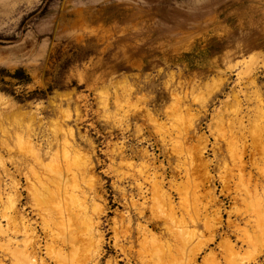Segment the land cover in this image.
Wrapping results in <instances>:
<instances>
[{
	"label": "rangeland",
	"instance_id": "1",
	"mask_svg": "<svg viewBox=\"0 0 264 264\" xmlns=\"http://www.w3.org/2000/svg\"><path fill=\"white\" fill-rule=\"evenodd\" d=\"M6 103L18 107L21 113L7 114L4 110ZM183 106L189 112L184 111ZM176 107L182 108V112L177 114L174 111ZM0 120V137H6L4 130L14 132L25 127L24 132L31 126L39 135V140L49 139L53 148L58 149L57 152H60L65 131L72 130V138L75 137L77 142L74 143L75 147L91 159L89 161L82 153V158L90 162L91 172L89 176H78L76 182L80 186L76 183L75 186L83 189L88 187L85 189L87 205L92 213L100 205L97 201L102 204L98 206L102 213L97 220V228L103 239L100 264L126 262V256L114 247V226L118 228L120 239L125 234V240L122 241L126 248H130L127 249L133 256L144 253L140 250L144 243L140 234L137 235L140 236L139 239L131 245L126 240L128 230L136 232L138 225H148L152 229L151 222L159 221L160 225L165 222V228L159 225V229L157 227L152 230L160 235L162 243H174L173 237L168 234L172 224L166 217L163 218L167 214V207L162 204L163 208L157 206L158 209H155L156 202L152 198L150 183L153 180L161 181L163 178V188L171 192L177 213L187 210L184 204L186 200H182V196H186L192 203L191 212L188 209L190 213L195 211L200 217L212 210L208 205L207 210L202 209L207 204V199L203 196L206 186L202 183L203 169L199 159L191 161L204 143L206 147L203 158L208 160L210 176L215 177H212L210 187L215 188V194L224 205L222 222L226 223V211L235 208L230 218L240 221V227L248 231L245 234L246 242L241 249H236L242 259L243 256L246 259L241 260L238 255V260L243 262L240 264H264V233H260L259 241L257 232H254L259 223L255 219L259 220V217L256 218L258 215L256 216L255 211H252L253 214L249 211L253 208L257 210V198L255 200L248 196L250 192L254 196L256 182V190L260 194L258 198L264 199V192H261V187L264 191V0H0ZM152 120L154 121L151 122ZM183 120L190 123L187 124L188 127ZM27 124L30 125L26 126ZM232 140L241 145L245 170L239 169V163H233L231 155H228L230 144L225 143ZM12 141L16 142V139L9 141L10 147L14 146L17 151L12 148L13 154L28 157L20 152V144L16 142L18 146L14 145L15 142ZM180 143L184 146H180ZM177 144L182 149H178ZM0 153L7 159L8 155L1 150ZM118 153L120 157L117 156ZM46 156L45 163L49 161L48 155ZM121 160L124 162H119ZM128 161L131 163L128 164ZM189 161L194 170L185 168ZM230 162L235 168L231 167ZM29 163L30 166L31 162ZM12 165L8 162L7 168L19 183L21 197L18 207L22 206L20 209L36 226L40 243L44 246V234L39 231L41 217L38 216V208L41 209V206L32 210L29 195L39 185L31 170L33 167L38 171L42 169L37 165L29 168L26 163L23 164L24 169L21 167L22 171ZM224 167H231V173L227 172V175L228 170H223ZM189 170L196 174H192L196 183L188 182L190 179L186 172ZM25 173L26 176L31 174L28 176L29 183L25 180ZM220 173L221 176H218ZM153 175L156 179H152ZM90 176L92 179L89 180ZM31 181L34 182V188L31 187ZM82 181H90L92 184L87 185L86 182L83 185ZM138 182L143 184L145 192L148 190L144 193V198L139 195L136 186ZM173 185L181 194L178 195L172 188ZM194 188L201 193L199 203L192 202V197H189ZM224 188L227 192L229 189L228 196L223 195L226 193ZM130 197L137 204L134 202L132 205ZM252 202L251 208L250 205L247 207ZM130 205L133 207L130 208ZM92 206L95 210L91 209ZM159 208L161 212H158ZM137 209L144 211L140 217ZM126 223H130V228L126 227ZM221 230L224 231L225 228ZM232 239L236 241L234 236ZM217 240L220 238L209 247L216 253L220 252L219 257H222ZM248 244H254L252 247L257 248L254 249L256 252ZM205 251L208 252L209 249ZM44 252L45 249L42 248L40 255L48 261L49 257ZM206 252L199 254L198 264H204L201 259ZM254 253H257L256 257ZM142 256L138 257L144 258L146 255ZM147 256L144 259H152L150 264H173V260L166 259L162 262ZM220 261L224 264L223 258ZM49 262L54 264L51 260ZM5 263L10 264L7 260Z\"/></svg>",
	"mask_w": 264,
	"mask_h": 264
},
{
	"label": "bare ground",
	"instance_id": "2",
	"mask_svg": "<svg viewBox=\"0 0 264 264\" xmlns=\"http://www.w3.org/2000/svg\"><path fill=\"white\" fill-rule=\"evenodd\" d=\"M252 54V53H251ZM243 57V56H242ZM247 57V56H246ZM245 58V57H244ZM252 58V57H250ZM254 59V58H253ZM254 64V63H253ZM246 65V64H245ZM253 68V67H252ZM247 70V69H246ZM171 75V74H170ZM218 80V79H217ZM181 81V80H180ZM166 82V81H164ZM180 84V83H179ZM130 85V84H129ZM127 85V86H129ZM180 88L182 86H179ZM128 88V87H127ZM132 89V87H131ZM176 90V89H175ZM125 91V90H124ZM172 91V90H171ZM180 92V91H179ZM181 93V92H180ZM174 94V93H173ZM176 94V91H175ZM174 94V95H175ZM184 94V93H183ZM188 94V93H187ZM128 95V94H127ZM126 95V97H127ZM178 95V94H177ZM176 95L177 99L176 101H178V96ZM173 95H171L172 97ZM146 97V96H145ZM144 98V96H143ZM142 98V99H143ZM175 98V97H174ZM173 98V99H174ZM183 99V98H182ZM202 99V98H201ZM122 100V99H121ZM128 100V99H127ZM125 101V99H124ZM130 101V100H129ZM7 102V101H6ZM186 102V101H185ZM194 102V101H193ZM127 103V102H126ZM184 103V102H183ZM173 104V103H172ZM203 104V103H202ZM59 105V104H58ZM174 105V104H173ZM183 105V104H182ZM181 105V107H182ZM176 106H178V104H176ZM186 106V105H184ZM183 106V107H184ZM122 107V106H121ZM143 107V106H142ZM172 107V106H171ZM201 107V106H200ZM188 108V107H187ZM203 108V107H202ZM62 109V108H61ZM136 109V108H135ZM140 109V108H139ZM184 111L188 109H186L185 107L183 108ZM191 109V108H190ZM204 109V108H203ZM4 110H6L5 112L8 114V112H16L17 115L18 113H21V109H18V107H15L13 105H10L8 103H6L4 105ZM147 110V109H146ZM176 110V113H181L182 112V108L180 109V107H176L174 109V111ZM64 111V110H63ZM136 111V110H135ZM149 111V110H148ZM168 111H171L170 109ZM4 112V111H3ZM61 112V111H60ZM59 112V113H60ZM138 112V111H137ZM189 112V110H188ZM199 112V111H198ZM261 112V111H260ZM66 113V112H65ZM64 113V114H65ZM124 113V111H123ZM129 113V112H128ZM15 114V113H14ZM62 114V113H61ZM68 114V113H67ZM125 114V113H124ZM148 114V113H147ZM152 114V113H151ZM166 114V113H165ZM176 114V116H177ZM10 115V114H9ZM27 115V114H26ZM174 115V114H173ZM180 115V114H179ZM178 115V116H179ZM152 116V115H151ZM262 116V115H261ZM3 117V116H2ZM126 117V116H125ZM182 117V114L180 116V118ZM67 118V117H66ZM70 118V117H69ZM122 118V117H121ZM153 118V117H152ZM2 119V118H1ZM4 119V118H3ZM148 119V118H147ZM150 119V118H149ZM148 119V120H149ZM157 119V118H156ZM182 119V118H181ZM221 119V118H220ZM16 120V119H15ZM56 120V119H55ZM147 120V121H148ZM186 120V119H185ZM1 121V120H0ZM154 120H152L151 122H153ZM184 121V120H183ZM182 121V122H183ZM31 122V121H30ZM150 122V121H149ZM157 123V120L155 121ZM2 123V122H1ZM4 123V120H3ZM56 123V122H55ZM54 123V124H55ZM63 123V122H62ZM185 126L188 127L187 124H190L189 122H185ZM184 123H182L184 125ZM220 123V122H219ZM16 123H14L15 125ZM32 124V123H31ZM5 125V124H4ZM13 125V124H11ZM10 125V127H11ZM30 125V124H29ZM28 124L26 126H29ZM44 125V124H43ZM120 125V124H119ZM127 125V124H126ZM156 125V124H155ZM216 125V124H215ZM220 125V124H219ZM16 126V125H15ZM23 126V125H21ZM25 126V124H24ZM23 126V127H24ZM36 126V125H35ZM67 126V125H66ZM39 127V126H38ZM37 127V128H38ZM62 127V126H61ZM229 127V126H228ZM2 128V127H1ZM7 128V127H5ZM17 128V127H15ZM20 128V126H19ZM18 128V129H19ZM25 128V127H24ZM24 128H20V130L11 132L10 130H4V133L6 135V137L2 138L0 137V150L8 155L7 159L4 158L3 155H1L0 153V264H6L5 261H9L10 264H50L49 260H51L52 262H54V264H100V259L99 256L102 255V250H101V246H102V238H101V234L98 230V224H97V220L99 219V216L102 212H100V207L98 206H102V204L100 202L97 201L98 205L96 210L95 208H93L92 206V210H95V213H92L89 209V206L87 205V191L83 188H78L77 186H75V183L78 184L76 182L77 177L80 175H88L91 172V167H90V162H88L86 159L82 158L83 155L82 153L79 151V148L75 147V137L74 139L72 138V130L71 129H67L65 131V133L63 134L62 137V145L60 146V152H57L56 150L58 149H54L53 148V144H51V141L45 140V139H40L39 140V135H37V133L35 132V129L33 127H28L27 129L24 130ZM58 128V127H57ZM60 129V128H58ZM64 129V128H63ZM140 129V128H139ZM193 129V128H192ZM2 130V129H1ZM13 130L14 129L13 127ZM54 130V129H53ZM65 130V129H64ZM134 130V129H133ZM160 130V129H159ZM180 130V129H179ZM231 130V129H230ZM3 131V130H2ZM49 131V130H48ZM56 131V130H55ZM63 131V130H62ZM158 131V130H157ZM11 132V133H10ZM181 132V131H179ZM229 132V131H228ZM139 133V132H138ZM39 134V133H38ZM74 134V133H73ZM38 136V139L36 141L35 136ZM62 136V135H61ZM169 136V135H168ZM219 138V137H218ZM10 139H16V142H18L20 144L19 147L22 148V150H20V152H22L23 154H25V156L27 155L28 157H24L23 155L17 156L15 154H13L12 148L14 149V146L10 147L9 145V141ZM56 139V138H55ZM185 139V138H184ZM233 139V138H232ZM261 139V138H260ZM51 140V139H50ZM54 140V139H53ZM75 140V141H74ZM231 140V139H230ZM229 140V141H230ZM264 140V139H263ZM57 141V140H56ZM225 141V140H224ZM13 142V141H12ZM11 142V143H12ZM15 142V141H14ZM13 142V143H14ZM15 142L14 145H17ZM61 142V141H60ZM202 142L204 143V139L202 140ZM228 142V141H226ZM259 142V141H258ZM77 143V142H76ZM264 143V142H263ZM179 144V143H178ZM177 144V145H178ZM225 144H230L229 145V154L231 155V159L233 161V163L238 162L239 164V169L242 168V170L244 169L245 163L244 161H242V157H243V151L241 149V145H238V142L236 143L232 140L230 143H225ZM13 145V144H12ZM56 145V144H54ZM59 145V144H58ZM79 145V144H78ZM182 145V143H180V146ZM263 145V144H262ZM18 146V145H17ZM117 146V145H116ZM121 146V145H119ZM184 146V145H182ZM201 146V145H200ZM244 145L242 144V148ZM58 147V146H56ZM79 147V146H78ZM177 147V146H176ZM205 143L202 145V147H200L197 150V154L196 157L192 156L191 161L194 162V160L199 159L202 168L203 169V179L204 181H202V183H204L206 186L204 188V193L203 196H205V198L207 199V204L205 203L206 206H203L202 209L207 210V205L212 208V210H208L207 211V215L210 214V216H207L202 214V216H198L197 213L195 211L191 212L190 206L192 205L191 201H188L186 199V196H182L181 199L182 200H186L188 201L190 204L188 205V203L186 201H184L185 206H187V210L184 213H177V207L173 202V196L171 194V192L169 191H165L163 188V184H162V179L160 181L158 180H153V182L151 181L150 183L152 184V191L153 192V197L155 198L153 199V201L155 200L156 202V206L155 209H158L157 206H159L160 208L163 206L167 207V214L164 217H166L167 220H169V222H171L170 224L171 227L168 229V234H171V236L173 237L174 243H162L160 240V235L158 236L155 232H153V228H157L160 223L159 221H155V222H151V225L153 226L152 229H150L148 227V225H138V227H136V232H134L135 230L131 231L130 229L127 232V237L126 240L127 242H129L128 244L131 245V243H133L136 239L138 240L140 236H142V241L143 243V247L141 246L140 250L144 251V255H146L145 257H148L147 255L151 256L152 258L155 257L157 260H162V262L166 261V259L169 260H173L172 263L173 264H198L197 263V257L199 256V254L201 252H206L205 249H209L208 252H206L204 254V256L202 257V263L204 264H221L220 259L223 258V262L224 264H240L241 260L246 259L243 256L242 259V255H239L238 247L241 249L243 243L246 242L245 239V234H247V229L246 228H241L239 225V222H236L235 219H231V215H232V211L233 210H228L226 211V213H228V217L226 219V223L223 224L222 222V213L224 211V205L222 203V201L218 198V196L215 194V188L214 187H210L211 183H212V177L210 176V172H209V164H208V160L206 161L203 157L204 154V148H205ZM227 147V146H226ZM261 147V146H260ZM24 148V150H23ZM55 150L54 152L52 151L53 149ZM81 148V147H80ZM94 148V147H93ZM126 148V146H125ZM124 148V149H125ZM182 149L181 147H179L178 145V149ZM189 148V147H188ZM19 149V148H18ZM52 149V150H51ZM116 149V148H114ZM123 149V147L121 148ZM121 149H119L121 151ZM15 150V149H14ZM119 150L117 152H119ZM142 150V149H141ZM171 150V149H170ZM177 150V149H176ZM192 150V149H191ZM16 151V150H15ZM26 153H24V152ZM115 151V150H114ZM144 151V150H143ZM183 151V150H181ZM245 151V150H244ZM17 152V151H16ZM142 152V151H141ZM145 152V151H144ZM187 152V149L186 151ZM124 153V151H123ZM143 153V152H142ZM194 153V152H193ZM228 153V152H227ZM261 153V152H260ZM19 154V153H17ZM85 154V158L90 159L88 156H86ZM92 154V153H91ZM113 154V153H112ZM115 154V153H114ZM122 154V153H121ZM141 154V153H140ZM145 154V153H143ZM179 154L180 151H179ZM192 154V153H191ZM224 154V153H223ZM48 155V162L45 163V156ZM59 155V156H58ZM90 155V154H89ZM126 155V154H125ZM148 155V154H147ZM227 155V156H228ZM119 156V153L118 155ZM124 156V155H123ZM143 156V155H142ZM141 156V157H142ZM170 156V155H169ZM262 156V155H261ZM47 157V156H46ZM120 157V156H119ZM125 157V156H124ZM191 157V156H190ZM223 157V156H222ZM118 158V157H117ZM189 158V157H188ZM224 158V157H223ZM225 158H226V154H225ZM25 159V160H24ZM122 159V158H121ZM174 159V158H173ZM221 159V158H220ZM230 159V158H229ZM230 159V160H231ZM124 160V159H123ZM119 161L122 163V161ZM229 160V161H230ZM30 164L29 162H31V165L29 166V168H32L31 166L33 165H37L41 167V171L39 170H35L33 167L32 168V172L35 176V178L37 179V182L39 183L37 189H35L34 191H32L29 195L31 196L30 200H31V207L32 210L35 209V207H40L41 209L38 208L39 213L38 216H40L39 218L41 219V230L43 234H44V238H45V244L44 246L41 245V241H40V236L37 234L36 231V226L33 225V222L31 220H29V217L27 218V216L23 213V211L18 207L19 206V201H20V191L18 189L19 183L17 181H15V178L13 179V176L11 175V173L9 172V169L7 168V164L8 162L15 165L16 167H18L19 169H21V167H23L24 165ZM91 161V159L89 160ZM115 161V159H114ZM126 161V160H124ZM123 161V162H124ZM131 161V160H130ZM188 161V160H187ZM189 161V165L187 167H185L186 169H191L194 170L192 166V162ZM264 161V160H263ZM142 162H144L142 160ZM184 162V161H182ZM223 162V161H222ZM221 162V164H222ZM131 163L128 161V164ZM200 163L198 165H200ZM225 163V162H224ZM228 163V162H227ZM231 163V162H230ZM24 164V165H23ZM93 164V163H92ZM127 164V163H126ZM125 164V165H126ZM148 164V161L147 163ZM145 164V165H146ZM237 164V163H236ZM12 165V166H13ZM94 165V164H93ZM144 165V163H143ZM232 165V166H231ZM231 167H234V165L231 163ZM244 165V166H243ZM134 166V165H133ZM132 166V167H133ZM142 166V165H141ZM223 166V164L221 165ZM220 166V167H221ZM243 166V167H242ZM38 167V168H40ZM127 167V166H125ZM128 167H130V165H128ZM127 167V168H128ZM131 167V168H132ZM143 167V166H142ZM141 167V168H142ZM176 167V165H175ZM191 167V168H189ZM197 167V166H196ZM230 167V168H231ZM147 168V167H146ZM178 168V166H177ZM184 168V170H185ZM229 168V169H230ZM235 168V167H234ZM24 169V167H23ZM28 169V168H27ZM139 171L141 170L140 168H138ZM138 169L136 171H138ZM145 169V168H143ZM183 169V167H182ZM197 168H195L196 170ZM226 167L223 168V170H225ZM228 169L227 172L231 173V171ZM259 169V168H258ZM22 170V169H21ZM29 170V169H28ZM147 170V169H146ZM146 170H142V171H146ZM189 170V172H186V174H188L189 177V183H196L194 182L195 179L192 177V174L194 173L193 171ZM198 170V169H197ZM222 170V171H223ZM233 170V169H232ZM245 170V169H244ZM24 171V170H22ZM21 171V172H22ZM141 171V173H142ZM191 171V172H190ZM240 171V170H239ZM260 171V170H259ZM261 171L263 173V170L261 168ZM12 172V171H11ZM14 172V170H13ZM20 172V171H19ZM120 172V171H119ZM184 172V171H183ZM224 172V171H223ZM241 172V171H240ZM258 172V171H257ZM256 172V173H257ZM125 173V172H124ZM225 173V174H226ZM239 173V172H238ZM13 174V173H12ZM24 173H22L23 175ZM27 173H25L24 176H26ZM120 174L123 175V173L121 172ZM128 174V173H127ZM126 174V175H127ZM132 174V173H131ZM144 174V173H143ZM141 174V176L143 175ZM155 174V173H153ZM185 174V175H186ZM195 174V173H194ZM193 174V175H194ZM222 173L218 174V176H221ZM243 174V173H242ZM241 174V175H242ZM31 175V174H30ZM28 175V176H30ZM152 175V174H151ZM184 175V174H183ZM228 175V173H227ZM240 175V177H241ZM249 175V174H248ZM15 176V175H14ZM27 177V182L29 183V177ZM89 176V175H88ZM125 176V174H124ZM129 176V175H128ZM140 176V175H139ZM187 176V175H186ZM185 176V177H186ZM196 176V174L194 175ZM226 176V175H225ZM250 176V175H249ZM252 176V175H251ZM92 176L89 177V180L92 179ZM121 177V176H120ZM119 177V179H121ZM146 177V175L144 176V178ZM148 177V176H147ZM224 177V175H223ZM244 177V176H243ZM242 177V178H243ZM82 178V177H81ZM125 178V177H124ZM133 178V177H132ZM149 178V177H148ZM156 179V177H152V179ZM215 178V177H213ZM227 178V176H226ZM229 178V177H228ZM249 178V177H248ZM247 178V179H248ZM253 178V177H252ZM258 178V177H257ZM261 178V177H260ZM263 178V177H262ZM34 179V177L32 178ZM85 179V178H84ZM88 179V177L86 178V180ZM137 178H135L136 180ZM151 179V180H152ZM219 179V178H218ZM225 179V178H224ZM223 179V180H224ZM123 180V179H122ZM129 180V179H128ZM134 180V179H133ZM171 180V179H170ZM199 180V179H198ZM226 180V179H225ZM130 181V180H129ZM143 181V180H142ZM145 181V180H144ZM251 181V180H248ZM255 181V180H254ZM20 182V181H19ZM79 182V180H78ZM84 182L83 185H86L85 183L88 181H82ZM226 184V181H223ZM229 182V181H228ZM241 182V181H240ZM258 182V180H257ZM33 183V185H32ZM136 183V182H135ZM243 183V182H242ZM252 183V182H251ZM31 187L34 186V182H30ZM88 184H92V182L90 183V181L87 183ZM148 184V183H147ZM173 184V183H172ZM79 185V184H78ZM96 185V184H95ZM142 183H137L136 186L138 188V192L139 195L141 197H143L146 192L148 191L145 187V189L147 190L146 192L142 189ZM228 184H226L227 186ZM243 185V184H242ZM245 185V184H244ZM243 185V187H245ZM251 185V184H250ZM28 186V185H27ZM26 186V188H28ZM80 186V185H79ZM82 186V185H81ZM204 186V185H203ZM256 182L254 184V196H251V192L250 194L248 193L249 197H254L255 200L257 198V202H255V204L257 205V210L255 208H253L252 210L250 209L249 211L253 214V212L255 211L256 214V218L259 217L257 220L258 222L255 221V223H258L257 225V229L254 232H257V236L259 241H261V235L262 233H264V199L261 201L258 198V192L256 190ZM250 187V186H249ZM261 187V186H260ZM32 188V189H33ZM148 188V187H147ZM172 188L178 192V195L181 194V192L176 188L175 185L172 186ZM223 188V186L221 187ZM227 188V187H226ZM229 188V187H228ZM225 189V188H224ZM223 189V190H224ZM230 189V188H229ZM228 189V192H229ZM240 189V188H239ZM237 189V190H239ZM244 190L246 188H243ZM250 189L252 190V188L250 187ZM262 187H261V192L262 191ZM120 190V189H119ZM150 190V188H149ZM188 190V189H187ZM226 193H223L224 196H228V192L227 189ZM237 190H235L236 192H238ZM250 190V191H251ZM29 190H27L28 192ZM91 191V190H90ZM122 191V190H121ZM127 191V190H126ZM137 191V190H136ZM222 191V190H221ZM242 192V191H241ZM245 192V191H244ZM260 192V191H259ZM29 193V192H28ZM92 193V191H91ZM94 193V192H93ZM127 193V192H126ZM125 193V194H126ZM145 193V194H144ZM240 193V192H239ZM238 193V194H239ZM132 194V193H131ZM187 194V193H186ZM241 194V193H240ZM247 194V193H246ZM264 194V193H263ZM123 195V194H122ZM136 195V194H135ZM192 196L189 195V197H192V202H197L199 203V198L201 197V193L199 192V190L196 188H194L192 190ZM230 195V194H229ZM242 195V194H241ZM240 195V196H241ZM260 195V194H259ZM27 196V195H26ZM129 196V195H128ZM132 196V195H131ZM232 199H233V195ZM244 196V195H243ZM263 196V195H262ZM28 197V196H27ZM99 198V196H97ZM138 197V195H137ZM260 197V196H259ZM29 198V197H28ZM95 198V197H94ZM133 197H130L129 201L132 205H134V198L131 199ZM144 198V197H143ZM151 198V199H152ZM235 198V197H234ZM238 198V195H237ZM242 198V197H241ZM261 198V197H260ZM127 199V198H125ZM137 199V198H136ZM190 199V198H189ZM240 199V197L238 198ZM246 199V197H245ZM251 199V198H250ZM29 200V199H28ZM29 200V201H30ZM98 200V199H97ZM144 200V199H143ZM237 200V199H234ZM243 200V198H242ZM254 200V201H255ZM27 200H25L26 202ZM89 201V200H88ZM138 201V200H137ZM145 201V200H144ZM238 201V200H237ZM253 201V200H252ZM96 202V201H95ZM127 202V201H126ZM154 202V203H155ZM239 202V201H238ZM246 202V200L244 201ZM28 203V202H27ZM30 203V202H29ZM136 203V202H135ZM141 203V202H140ZM146 203V202H145ZM233 203V201H232ZM237 203V202H236ZM240 203L241 202L240 200ZM249 203H251L249 201ZM254 202H252V204H247L250 205L249 208H251V205H253ZM26 204V203H25ZM89 204V203H88ZM95 204V203H94ZM137 204V203H136ZM135 204V205H136ZM143 205V203H141ZM183 204V203H182ZM234 204V203H233ZM21 205V204H20ZM29 205V206H30ZM161 205V206H160ZM235 205V204H234ZM233 205V206H234ZM255 205V206H256ZM131 206V205H130ZM153 206V205H152ZM151 206V207H152ZM181 206V205H180ZM133 206H131L130 208H132ZM136 206H134L135 208ZM142 207V206H141ZM144 207V205H143ZM149 207V206H148ZM157 207V208H156ZM196 207V205H195ZM194 209H197L195 208ZM235 207V206H234ZM253 207V206H252ZM100 208V209H99ZM104 208V207H103ZM139 208V207H138ZM153 208V207H152ZM151 208V209H152ZM159 208L158 212H161ZM163 208V207H162ZM193 208V207H192ZM99 209V210H98ZM149 209V208H148ZM189 209V211H188ZM200 209V208H199ZM255 209V210H254ZM25 210V209H23ZM30 210V209H29ZM102 210V209H101ZM131 210V209H130ZM135 210V209H134ZM138 210V215L140 217V215L143 214L144 211L142 210ZM136 210V213H137ZM150 210V209H149ZM166 210V209H164ZM248 210V208H247ZM199 211V210H198ZM202 211V210H201ZM237 211V210H235ZM248 211V212H249ZM253 211V212H252ZM27 212V211H26ZM130 212V211H129ZM157 212V211H156ZM166 212V211H165ZM205 212V211H204ZM257 212V213H256ZM32 213V211H31ZM36 213V212H35ZM152 213V210H151ZM202 213V212H201ZM244 213V212H243ZM242 213V214H243ZM105 214V213H104ZM185 214V215H184ZM34 215V214H33ZM130 215V214H129ZM129 215L127 216L129 218ZM158 215V214H157ZM182 215V216H181ZM201 215V214H200ZM241 215V214H240ZM132 216V215H130ZM146 216V215H145ZM148 216V215H147ZM243 216V215H242ZM246 216V215H245ZM249 216V215H247ZM251 216V214H250ZM126 216H124L125 218ZM160 217V216H158ZM157 216H155V218H158ZM241 217V216H239ZM238 217V218H239ZM252 217V216H251ZM101 218V217H100ZM145 218V217H144ZM237 218V219H238ZM249 218V217H248ZM115 218H113L114 220ZM123 219V217L121 218ZM131 219V217L129 218V220ZM140 219V218H139ZM142 219V218H141ZM251 219V218H250ZM116 220V219H115ZM127 220V219H124ZM134 220V219H133ZM145 220V219H144ZM148 220V217H147ZM160 220V219H159ZM164 220V219H163ZM246 220V218H245ZM36 221V220H35ZM121 221V220H120ZM242 221V219H241ZM252 221V220H251ZM250 221V222H251ZM254 221V220H253ZM116 222V221H115ZM123 222V220L121 221ZM135 222V221H134ZM139 222V221H138ZM146 222V220H145ZM164 222V221H162ZM245 222V221H244ZM249 220H247L246 223H248ZM120 223V222H119ZM125 223V222H124ZM243 223V222H242ZM254 223V225H255ZM118 224V221H117ZM121 224V223H120ZM127 224V225H126ZM124 225H126V227L130 224L126 223ZM140 224V223H139ZM164 224H166L164 222ZM163 224V225H164ZM168 224V222H167ZM168 224V225H170ZM260 224V225H259ZM37 225V222H36ZM119 225V224H118ZM123 225V224H122ZM121 225V226H122ZM133 225V224H132ZM162 225V224H161ZM160 225V226H161ZM162 225V227H164ZM167 225V226H168ZM40 226V225H39ZM38 226V227H39ZM246 226V225H245ZM249 226V225H248ZM116 226H114V229L116 230L113 235L115 234V241H114V247L116 249L119 250V252H121L122 254H124L126 257V262H124L125 264H150V259L148 258L145 260L144 258H142L143 254L138 255V256H142V257H138V256H133V253L129 252V250L127 248L129 247H125V244L123 243L122 239H120L119 235L117 234L118 228H115ZM119 227V226H118ZM135 227V226H134ZM166 227V225H165ZM164 227V228H165ZM244 227V226H243ZM253 227V226H252ZM40 228V227H39ZM123 228V227H122ZM125 228V226H124ZM128 228H130L128 226ZM126 228V229H128ZM133 228V227H132ZM131 228V229H132ZM225 228L224 231H222L221 229ZM113 229V228H112ZM121 229V227H120ZM125 229V230H126ZM159 229V227H158ZM124 230V231H125ZM163 230V228H162ZM221 230V232H220ZM101 231V230H100ZM123 231V229H122ZM127 231V230H126ZM125 231V232H126ZM155 231V230H154ZM252 231V230H251ZM250 232V231H249ZM262 232V233H261ZM123 233V232H122ZM167 233V232H166ZM252 233V232H251ZM261 233V235H260ZM103 234V232H102ZM136 234V236H135ZM138 234H140V236H137ZM164 234V233H163ZM207 235V236H206ZM232 236L235 237L234 241L232 239ZM256 236V239H257ZM163 237V236H162ZM168 237V235H167ZM220 238V240L217 242V246L218 248H220L221 250V255H223L222 257H219V253H216L214 251L213 248H210L209 245L212 244L217 238ZM252 237V236H251ZM255 237V236H253ZM264 238V237H262ZM166 239V238H165ZM254 239V238H253ZM125 240V239H123ZM251 240V239H250ZM141 241V240H139ZM164 241V240H162ZM255 241V240H254ZM257 241V240H256ZM258 241V242H259ZM104 242V241H103ZM237 243H241L240 246H238ZM126 243V241H125ZM136 243V242H135ZM252 243V241H251ZM255 244V242H253ZM257 243V242H256ZM261 243V242H260ZM252 244V245H254ZM258 244V243H257ZM249 245V244H248ZM246 245V246H248ZM252 245H249L250 247H252ZM262 246V244H260ZM259 247V246H258ZM45 249L44 254L46 256L49 257V260L47 261L46 257H43L40 255L41 253V249ZM140 248V247H139ZM130 249V248H129ZM253 249V247H252ZM255 249V248H254ZM255 250H257V248ZM251 250V249H249ZM104 251V249H103ZM134 251V250H132ZM142 252V251H140ZM256 252V251H255ZM259 253L260 250L258 251ZM257 252V253H258ZM257 253L255 255H257ZM132 254V255H131ZM135 254V252H134ZM252 256L253 253L251 252ZM123 255V256H124ZM241 257H239V256ZM260 255V254H258ZM102 258V257H101ZM241 259L240 261L238 259ZM249 258V257H248ZM252 258V257H250ZM254 258V257H253ZM238 260L239 263H237L236 261ZM250 260V259H249ZM255 260V259H254ZM107 261V260H106ZM111 261V260H110ZM156 261V260H155ZM176 262V263H175ZM247 262V261H246ZM243 263V262H241ZM110 264V262H109ZM112 264V261H111ZM114 264H117L116 262ZM153 264V263H151ZM156 264V263H154ZM159 264V263H158ZM161 264V263H160ZM166 264V263H165ZM246 264V263H245Z\"/></svg>",
	"mask_w": 264,
	"mask_h": 264
}]
</instances>
